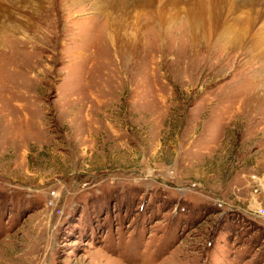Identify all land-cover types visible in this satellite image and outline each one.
<instances>
[{
  "label": "rangeland",
  "instance_id": "rangeland-1",
  "mask_svg": "<svg viewBox=\"0 0 264 264\" xmlns=\"http://www.w3.org/2000/svg\"><path fill=\"white\" fill-rule=\"evenodd\" d=\"M75 1L0 0V264H264V0Z\"/></svg>",
  "mask_w": 264,
  "mask_h": 264
},
{
  "label": "bare ground",
  "instance_id": "bare-ground-1",
  "mask_svg": "<svg viewBox=\"0 0 264 264\" xmlns=\"http://www.w3.org/2000/svg\"><path fill=\"white\" fill-rule=\"evenodd\" d=\"M83 1V0H82ZM127 1L129 2H135L136 0H93L94 5L99 8L103 9L105 7H117L118 5H123ZM13 6H16L17 11H19V15L21 16L22 19L24 20H19L20 22L23 23L24 27L21 26V32H23L22 36L28 33L26 32V27H28L29 24H33L34 17L36 13L38 12V8L41 5V0H11ZM78 2V1H75ZM92 6V5H91ZM14 13L15 12V7H14ZM25 31V32H24Z\"/></svg>",
  "mask_w": 264,
  "mask_h": 264
}]
</instances>
